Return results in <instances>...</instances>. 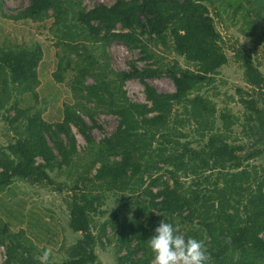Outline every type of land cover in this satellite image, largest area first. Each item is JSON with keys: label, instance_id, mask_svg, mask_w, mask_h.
Segmentation results:
<instances>
[{"label": "trees", "instance_id": "1", "mask_svg": "<svg viewBox=\"0 0 264 264\" xmlns=\"http://www.w3.org/2000/svg\"><path fill=\"white\" fill-rule=\"evenodd\" d=\"M206 1L213 3V0ZM244 3L264 22V0H244ZM244 7L238 2L235 11ZM0 13L12 20L40 21L51 16L55 45H62L65 52L64 55L56 53L58 62L52 77L61 82L64 72L73 71L69 86L75 100L64 105L62 119L47 122L42 119L40 110L34 109V104L21 108L15 100L8 106L13 113L7 120L15 137L0 146V194L15 180L52 185L50 172L73 163L78 168L73 171L75 177L71 184L56 188L62 190L65 186L69 192L68 228L82 234L68 248V259L59 264H86L96 259L94 246L105 236L106 226L103 223L98 233L91 230L89 213L98 211L101 204L98 195L91 193L92 182L98 181L106 189L132 190L130 186L139 185L145 174L150 179L149 185L158 187L154 193L151 189L146 191L150 198L144 208L156 212L147 216L152 224L159 222L162 214L165 220L167 216H178L175 226L189 237L193 236L192 228L185 229L182 222L188 224L195 216L204 221L210 235L205 243L210 263L233 252L239 259L230 264L238 261L255 264L256 258L264 264V167L258 170L255 166L243 165L261 150L253 148L245 155L239 153L243 146L227 141L233 116L221 114L225 129L212 131L214 108L209 107L201 95L190 97L226 62L218 42L220 35L206 3L200 0H116L111 5L86 8L82 0H29L14 14L2 13L0 4ZM248 13L245 11L244 15ZM252 26L257 27L255 21ZM111 39L129 49H139L145 53L144 59L153 56V52L147 50L149 43L170 46L195 69L189 65L181 67L177 62L164 69L147 63L139 67L132 62L128 70L116 72L105 60V51L102 50L103 62L98 63L84 43L85 40L104 43ZM71 53L73 57H69ZM236 56L242 63L246 83L253 89H261L264 76L250 56L239 51ZM41 58L38 43L32 46L0 44V109L5 108L15 91L30 93L37 100L36 68ZM161 73L172 80L174 91L161 92L147 82V78ZM87 77L92 82L87 83ZM131 78L142 83L145 102L132 101L126 95L123 84ZM256 101L240 97L246 114L245 125L248 124L246 133L259 140L264 133V107H257ZM95 111L118 118L116 128L99 141L94 140L91 132L92 126L98 125L93 119ZM83 114L91 120V125L81 116ZM73 127L86 144L81 156L77 153ZM186 127L198 137L206 136V141L199 140L203 143L201 147H193L190 140L180 139L187 136L182 131ZM75 156L89 158V161L81 163L73 159ZM96 162L95 173H91ZM157 164L165 167L171 185L152 173L161 168ZM203 170H217L221 177L213 181L209 177L200 178L211 187L202 185L198 179L196 187L183 188L178 173L196 176ZM107 223L111 228L119 227L121 233L126 230L118 226L114 214ZM21 234V230L10 232L0 225L3 264H40ZM142 235L121 236L120 241L127 248L120 257L123 264L152 261L154 254L148 246L151 234L144 231ZM132 237L138 238L136 249L140 254L137 256H133L129 246Z\"/></svg>", "mask_w": 264, "mask_h": 264}, {"label": "rangeland", "instance_id": "2", "mask_svg": "<svg viewBox=\"0 0 264 264\" xmlns=\"http://www.w3.org/2000/svg\"><path fill=\"white\" fill-rule=\"evenodd\" d=\"M116 0H82V4L86 8L98 4L111 5ZM29 0H0L1 11L5 14H14L17 10L28 4ZM201 3L208 5L209 13L213 18V23L220 35L219 45L226 55V62L217 68V71L211 77V80H205L204 84L195 94L201 95L207 101L209 107L214 108V124L212 131H221L225 129L221 121V114H230L233 116L231 125L229 126V135L227 141L232 145L243 146L239 153L245 155L253 148L260 149V154L251 157L243 162V165L248 167L255 166L258 170L264 167V133L263 138L259 140L247 135L248 124L245 125V109L240 103V97L257 99V107H264V83L261 89H253L249 86L243 76V66L237 58L236 52L239 51L244 56L249 55L253 64L258 67L264 76V22L257 18L250 7L244 3V0H213L210 4L206 0H200ZM240 3L243 9L235 11V5ZM245 11L249 12L244 15ZM255 21L257 27L252 26ZM52 17L48 16L40 21L31 19L12 20L0 13V44L11 46H32L38 43L42 50V58L37 65V76L39 84L36 87L37 100L30 93L12 92L10 101L5 108L0 109V146L6 145L12 141L15 134L11 124L8 123V117L13 111L9 108V104L17 100L18 106L25 108L34 104V109H39L41 117L47 122L60 121L63 116V108L65 104L74 103L75 96L69 86L70 79L73 76L72 70H67L63 74V80L57 82L52 77V72L56 69L58 56L64 55L63 46L55 45V37L51 31ZM262 36V37H261ZM85 45L89 54L95 57L98 63L103 62L102 50L105 51L107 63L114 71H126L129 69L130 63H135L142 67L147 64L153 66L159 65L162 69L171 66L177 62L181 67L189 64L185 62L183 57L173 52L170 46H164L159 43H149L147 50L153 52V56L148 59L142 58L145 53L139 49H129L118 40L92 41L85 40ZM70 56H74L72 53ZM189 68L195 69L193 65ZM149 84L154 86L161 92L174 91L172 80L166 75H154L146 79ZM86 82H92L90 77L86 78ZM123 89L126 95L135 102H145L142 83L131 78L124 82ZM254 92V93H251ZM88 105H93L89 103ZM178 112H181V105L177 107ZM87 124L91 125V120L86 115H81ZM264 117V116H263ZM93 119L98 124L92 126V135L95 141H99L106 135H109L117 125L118 118L113 114L102 113L95 111ZM187 133L180 139L182 141L190 140L193 147L199 148L203 145L199 140L206 141L204 138L194 135L189 127L182 130ZM73 132L76 138L77 153L81 156L86 149V144L82 136L73 127ZM207 130L204 132L206 133ZM197 141V142H196ZM80 158V159H79ZM74 160L85 163L89 161L81 157L75 156ZM159 169L152 171L154 175H160L162 180H167L171 185L172 181L168 174L164 171L162 164H157ZM98 162L91 169V173H95ZM78 169L74 163L62 167L61 170L50 172L54 180L52 185L28 184L21 180H15L6 190L0 194V225L10 232L22 231V240L32 247L33 255L40 261V264H59L61 261L68 259V248L74 244L77 238L82 234L74 232L68 228L69 210L67 202L70 200V194L63 187L62 190H57V185L71 184L75 175L73 171ZM90 176V174H88ZM179 180L184 184L196 187L195 181L201 177H209L211 181L219 179L220 173L217 170H203L196 173L184 174L178 173ZM149 177L145 174L143 181L139 185H131L129 189L114 190L106 189L103 184L98 181L92 182L91 193L97 194L101 202L98 211L90 212L91 230L98 233L99 228L105 223V236H101L100 240L95 243L94 253L96 259L94 262L86 264H123L120 260L121 255L125 253L127 248L123 247L120 241L121 236L130 237L137 235L142 237V233L147 231L149 235H154V228L158 222L153 224L147 216L155 215L156 212L151 208H144L149 200V195L146 193L151 189L154 193L158 187L149 185ZM202 185L210 186L200 179ZM219 181V180H218ZM66 185V186H67ZM186 211H184V214ZM114 214L118 219V226H124L125 231L121 233L120 228H111L107 223L111 215ZM161 215L159 221L163 219ZM178 216H167V221L174 224L177 223ZM153 222V221H152ZM185 225V229L189 226L192 228L191 234L197 239H202L206 242L210 240V235L205 228V223L193 216L192 221ZM261 235V234H260ZM138 238L132 237L129 241V246L133 249V256L140 254L136 249ZM47 252V255L45 253ZM242 258V257H240ZM239 256L233 252L227 253L223 259L215 263L208 260L210 264H230L236 262ZM4 248L0 246V264H3ZM257 260V262H256ZM258 258L255 259V264H262ZM151 264V262L149 263ZM208 264V263H207ZM236 264H243L237 262Z\"/></svg>", "mask_w": 264, "mask_h": 264}, {"label": "clouds", "instance_id": "3", "mask_svg": "<svg viewBox=\"0 0 264 264\" xmlns=\"http://www.w3.org/2000/svg\"><path fill=\"white\" fill-rule=\"evenodd\" d=\"M148 246L154 254L151 264H207L209 260L204 240L185 237L177 226L165 219L154 228Z\"/></svg>", "mask_w": 264, "mask_h": 264}]
</instances>
